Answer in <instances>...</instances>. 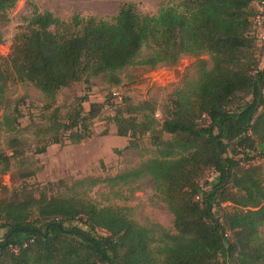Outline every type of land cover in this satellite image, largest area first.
<instances>
[{
    "label": "trees",
    "instance_id": "1",
    "mask_svg": "<svg viewBox=\"0 0 264 264\" xmlns=\"http://www.w3.org/2000/svg\"><path fill=\"white\" fill-rule=\"evenodd\" d=\"M17 1L0 0V27ZM253 3L180 0L179 9L160 7L152 16L127 3L108 21L77 13L62 20L30 4L24 28L0 58V107L2 126L14 133L21 113L4 104L8 85L27 83L43 96L45 124L32 130L36 155L89 138V123L101 111L100 105L84 111L83 96L63 112L55 106L62 89L100 76L117 86L126 67L175 66L182 56L195 59V76L171 90L160 124L149 101L124 100L111 117L117 136L130 138L125 151L138 149L147 135L154 155L105 182L149 177L173 218L172 231L142 227L122 208L94 204L83 189L97 179L28 185L38 168L22 160L10 176L19 185L0 183V264H264V172L252 163L264 156V48L260 64ZM22 147L9 140L0 176ZM208 170L218 177L212 186Z\"/></svg>",
    "mask_w": 264,
    "mask_h": 264
},
{
    "label": "rangeland",
    "instance_id": "2",
    "mask_svg": "<svg viewBox=\"0 0 264 264\" xmlns=\"http://www.w3.org/2000/svg\"><path fill=\"white\" fill-rule=\"evenodd\" d=\"M257 1L254 0L253 6L256 7ZM179 2L180 0H18L8 12L9 22L0 27L3 38L0 58L8 56L13 36L24 28L25 20L31 14L30 4H34L40 12L49 11L62 20H68L73 13H77L84 17L108 21L117 15L123 4H133L140 14L152 16L156 15L160 7L179 9ZM256 41V56L261 64L263 43L258 39ZM147 54L148 52L142 49L140 58ZM201 58L209 60L206 55ZM194 63L193 57L182 56L175 66L157 65L153 69L143 66L126 67L119 73L120 84L117 86H111L100 76L91 79L89 86L79 83L62 89L56 97L55 106L61 107L63 112L71 111L75 100L83 96L88 100L82 104L84 111L87 112L93 105H100L101 111L89 123V138L79 144L66 141L63 145H50L40 155L34 153L37 140L32 130L45 124L42 111L43 96L27 83L9 84L5 91L4 104L11 108L18 106L21 115L17 123L14 122L16 132H7L2 126L3 108L0 107V153L11 156L8 142L13 138L22 142L23 147L19 148L21 155L10 160V170L6 175L0 176V183L8 187L19 185L20 182L12 185L10 176L15 174L22 160L26 161V165L31 162L38 168L35 176L25 181L28 185H44L61 179L71 182L97 179L100 180L97 185L83 189L87 198L94 204L122 208L142 227H161L172 231L173 218L161 202L149 177H143L130 185L105 182V179L139 167L154 155V148L150 145L147 135L139 141L138 149L125 151L130 138L117 136L111 117L114 107L124 100L133 104L149 101L155 107L153 118L160 124L171 90L182 80L194 78ZM113 93H118V97H114ZM156 113L159 115L155 116ZM262 151L263 146L258 145L257 152ZM252 163L261 165L264 172V156L256 157ZM205 177L209 186L218 180L212 170H208ZM3 234L4 231L0 230V239ZM95 235L103 234L98 231Z\"/></svg>",
    "mask_w": 264,
    "mask_h": 264
},
{
    "label": "built area",
    "instance_id": "3",
    "mask_svg": "<svg viewBox=\"0 0 264 264\" xmlns=\"http://www.w3.org/2000/svg\"><path fill=\"white\" fill-rule=\"evenodd\" d=\"M257 14L254 19V28H253V36L254 38L263 43L264 48V0H258L256 4ZM114 97H118V93H113ZM159 114L156 113L155 116ZM242 158V155H239ZM27 241H29L27 239ZM26 245V242L24 246ZM13 252H16L17 249L12 248Z\"/></svg>",
    "mask_w": 264,
    "mask_h": 264
}]
</instances>
